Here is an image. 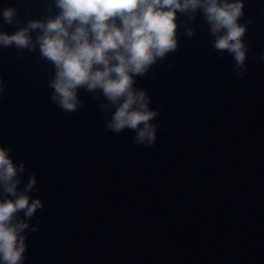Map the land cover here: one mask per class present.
I'll return each instance as SVG.
<instances>
[{"label":"water","instance_id":"obj_1","mask_svg":"<svg viewBox=\"0 0 264 264\" xmlns=\"http://www.w3.org/2000/svg\"><path fill=\"white\" fill-rule=\"evenodd\" d=\"M243 3V78L199 11L177 13V50L135 78L160 113L150 148L130 129L105 130L113 109L100 110V92L80 89L73 113L51 101L41 29L30 30L34 50L0 45V146L25 165L17 192L34 174L29 195L43 203L21 233L23 264H264V0ZM59 12L56 0H0V31Z\"/></svg>","mask_w":264,"mask_h":264},{"label":"clouds","instance_id":"obj_2","mask_svg":"<svg viewBox=\"0 0 264 264\" xmlns=\"http://www.w3.org/2000/svg\"><path fill=\"white\" fill-rule=\"evenodd\" d=\"M56 7L59 14L47 22L28 21L11 35L0 31V45L34 50L30 30L41 29L42 35L36 37L40 55L55 68L49 81L51 101L73 113L83 106L78 99L80 89L100 92L108 102L100 104V110L107 112L109 104L113 109L105 130L120 134L130 129L136 133V145L152 147L161 125L152 123L159 110L150 107L152 98L145 89L134 87L135 78L149 74L158 60L177 50V13H192L190 20L196 19V12L202 13L215 37L213 49L232 56L237 77L243 78L247 72V28L238 23L244 15L243 0H56ZM16 15L15 8H5L4 23L13 25ZM193 33L194 29H188L186 35ZM260 58L264 60V54ZM10 152L0 146V185L14 197L0 201V262L23 264L28 236L21 233L43 203L29 195L37 184L34 174L29 175L24 190L17 192L18 173L26 168L23 162L14 164ZM21 212L25 219H18ZM38 227L34 225L31 231Z\"/></svg>","mask_w":264,"mask_h":264}]
</instances>
